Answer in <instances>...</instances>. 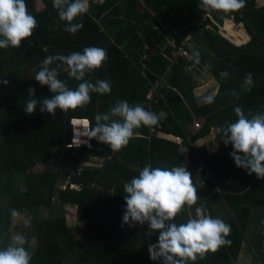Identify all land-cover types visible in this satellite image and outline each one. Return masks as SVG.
<instances>
[{
    "label": "trees",
    "instance_id": "1",
    "mask_svg": "<svg viewBox=\"0 0 264 264\" xmlns=\"http://www.w3.org/2000/svg\"><path fill=\"white\" fill-rule=\"evenodd\" d=\"M87 2V14L75 21L82 23L83 28L72 35L63 30L65 22L59 20L52 0H26L39 26L31 37L22 40L19 48L0 49V81H10L8 85L0 84V247L6 246L5 233L13 225L11 210L16 209L32 230L29 241L33 237L36 240L31 251L29 244L25 246L32 257L30 264H161L159 260H150L147 251L149 244L156 243L157 232L148 238L137 224L121 226L126 208L123 184L138 175L132 166L183 165L185 158L179 153L180 146L160 135L182 139L188 146L191 141L204 139L212 129L215 132L217 126L234 122L237 106L246 114L264 111V6L258 7L257 0H246L242 10L230 14L213 11L215 15L208 19L197 7L200 0ZM227 20L242 24L240 43H234L222 33ZM174 28L181 32L176 36L177 44L183 41L185 31L193 34L186 47L189 57L175 63L164 57L169 54L166 38L172 37ZM89 46L106 49L108 59L86 78L93 83L96 79L110 80V94L93 93L86 107L67 112L57 109L55 116L41 113L39 107L31 115L26 114L24 102L29 88L35 89L38 102L50 98L52 93L37 81L33 87L27 84L20 67H37L36 74L47 56L82 52ZM194 50L200 53L198 64L192 55ZM144 52L149 56L145 69L140 62ZM205 65L210 68L205 70ZM222 71L229 72L227 79L219 76ZM202 73L215 81L212 91H204V96L215 94L212 104H203V95L196 90L195 79ZM247 73L253 75L251 91L241 89ZM58 78L72 89L80 83L63 72ZM156 81L160 83L159 95L151 100L148 95ZM232 91L238 96L231 95ZM119 100H127L130 105L142 104L158 116L161 113L167 116H160L156 126L136 129L127 147L119 153L95 138L91 139L92 150L73 149L71 119L89 120L94 127V117L109 111ZM198 118L205 124L194 136L189 127ZM215 136L218 152L209 158L204 152L191 149L188 163L193 176H207L203 188H208L210 193L219 191L220 199L233 214L228 236L231 243L226 245L227 249L223 246L216 253L209 252L195 264H238V254L245 241L250 243L252 264H264V179L236 167L230 156L232 145H224L216 133ZM91 160L102 165V168L85 169L84 175L92 176V183L82 185L81 189L75 187L80 191L70 186L61 190L60 180H68V171ZM39 165L43 173L33 175L32 170ZM17 182L19 186L23 182L26 190L14 191ZM56 196L62 208L78 207L85 229H69L65 216L40 221L38 209L50 208ZM215 199L216 196L207 199L206 195L203 199L204 204L210 202L213 214ZM189 212L186 208L175 222H186ZM256 213L262 216L260 223ZM79 233L80 239L76 236Z\"/></svg>",
    "mask_w": 264,
    "mask_h": 264
},
{
    "label": "clouds",
    "instance_id": "2",
    "mask_svg": "<svg viewBox=\"0 0 264 264\" xmlns=\"http://www.w3.org/2000/svg\"><path fill=\"white\" fill-rule=\"evenodd\" d=\"M52 6L57 10L59 20L65 22L63 29L65 32L74 35L83 28L82 23L75 21L87 14L89 10L87 0H52ZM197 7L205 12L230 14L246 7V0H200ZM38 26L35 16L28 10L26 0H0V49L19 48L22 40L31 37ZM192 55L198 64L199 51L194 50ZM107 59V50L94 46L85 47L82 52L76 51L68 55L57 53L47 56L34 79L41 86H47L52 95L38 102L35 98V89L29 88L28 99L24 102V112L31 115L39 107L41 113L47 112L55 116L57 109L67 112L70 109L86 107L91 102L93 93L110 94V80L96 79L93 83L86 78L100 69ZM52 65L55 66L51 67ZM204 67L207 70L210 65ZM61 72L66 73L68 78L80 82L78 86L72 89L65 81L59 79ZM229 75L227 71L219 73L221 79H227ZM9 83L8 80L0 81L3 85ZM252 87L253 75L247 73L241 89L251 91ZM231 95L238 96V93L232 91ZM201 102L214 103L215 94L203 96ZM234 113L237 117L234 122L217 126L215 132L214 130L212 132L220 137L224 145H232L233 151L230 156L236 167L247 170L248 175L254 173L257 179H264V111L255 113L249 111L246 114L237 106ZM94 119L95 126L90 128L87 137L95 138L116 152L127 147L136 134V129L142 126L149 128L156 126L160 123L161 117L146 110L142 104L130 105L127 100H119L109 111L97 114ZM203 127L204 125H201V129L197 130L200 131ZM218 147L216 144L217 149ZM86 168L87 166L82 175ZM132 168L138 175L123 184L126 208L121 226L126 224L131 227L137 224L146 231L148 238L152 232L158 233L156 243L149 244L147 248L150 260H159L161 264H195L197 260H203L209 252L216 253L222 250L223 246L226 248V245H230L228 236L231 233V226L221 218H214L206 212L204 200H201L197 191V183L203 187V182L194 181L185 166L145 165L142 168L138 166ZM68 175L70 182L74 176H79L74 175L72 169L68 171ZM69 186L72 190L80 191L75 187L81 189L80 185L73 183ZM65 189L66 187H61V190ZM198 201L201 203L194 208V215H190L186 222L179 224L175 222L179 214L186 208L191 209L197 205ZM11 215L18 217L21 213L12 209ZM29 243L35 245V238L29 241L23 234L12 235L10 242L0 249V264H30L32 257L25 247ZM245 243L250 244L243 242L239 253L242 252ZM248 251L247 249V253ZM238 264H243L240 257Z\"/></svg>",
    "mask_w": 264,
    "mask_h": 264
},
{
    "label": "rangeland",
    "instance_id": "3",
    "mask_svg": "<svg viewBox=\"0 0 264 264\" xmlns=\"http://www.w3.org/2000/svg\"><path fill=\"white\" fill-rule=\"evenodd\" d=\"M39 7H41V4L40 3H39ZM227 23L230 24V27H231V29L229 28L230 30H227ZM242 31H244V30H242ZM222 33L225 34L226 38L230 39L231 41H233L236 44H238V43L241 42V36H240V34L238 32H235L234 31V29L232 28V22L230 20H227L226 25H224V27L222 29ZM236 33H238V34H236ZM249 41L250 40H248V42ZM244 44H246V43H244ZM37 69H38L37 67L36 68H32V69H30L29 67L26 68L24 65H22L20 67V71H22V75H24V74L26 75V76H23V77H25L27 79V84H31V87H33L34 86V83H36V81L34 79V77H35L34 72ZM195 83H197L196 84V90L197 89L199 90L198 91V94H201L202 93V95L204 96V91H206V90L212 91L214 89L215 81L207 73H202V75L200 74L198 76V78L195 79ZM156 84H159V86H160V83L159 82H157V81L154 82L153 83V86H152V90L149 92L150 94L148 95V98H151V96L153 94V88L156 86ZM154 103L155 104L157 103V98L154 101ZM160 116H162L164 118L167 115L165 113H161ZM195 122H197L195 124V127L198 130L201 129V125H204L203 120L201 118L196 119ZM197 125H199L200 128H197ZM212 131H213V129H212ZM209 136H207L206 138L198 141L195 144V147L198 148V149H200L201 153L204 152V154H206L207 157L211 158L218 151L217 148H212L211 145H213V141H215V143L219 146V142H218V140H217V138H216L215 135H214V140L211 139L212 136L211 137H209ZM186 154H184V158H185V162L184 163H185V165L188 164V157H189L188 152ZM184 163H183V166H184ZM32 173H33V175H39L40 173H43V170H42V168L39 165V166H37L36 168H34L32 170ZM192 178H193L194 181L200 180L199 177H193L192 176ZM22 179H23V177L22 178H19V180H22ZM22 183H20V186H19L18 185V182H17L14 185V187H13L14 191L16 189H18V192H20L21 190L22 191H25L26 188H25V186L22 185ZM69 184H70V181L69 180L64 181L63 179H61L59 186L60 187H68ZM197 184H199V183H197ZM60 205H61L60 204V200L56 196L54 198V200L51 201V207L50 208H44V207L39 208L38 209V212H39V219H40V221L50 220V219L55 220L56 218L64 217L65 216V213L62 211ZM219 207H220V205L218 203V210H219ZM70 211H72V208H67L66 215L69 214ZM192 215H194V214H192ZM17 218H24V216H21L20 215ZM74 218L75 219H78V215L75 214V217ZM255 218L258 219V223H260L262 221V216L259 215V213H256L255 214ZM13 219H14V217H13ZM6 233L10 234V231L8 230ZM76 236H78L79 239L81 238L80 233L78 235H76ZM249 248H250V244L248 245L247 243H245V245L242 248V252H240L239 255H238L241 258V262L242 263H246V264H252L253 263V261H251V260H253L252 254L250 255L249 251L247 253V249L249 250ZM242 259L243 260H246V261L243 262ZM64 264H68V263L67 262H64Z\"/></svg>",
    "mask_w": 264,
    "mask_h": 264
},
{
    "label": "crops",
    "instance_id": "4",
    "mask_svg": "<svg viewBox=\"0 0 264 264\" xmlns=\"http://www.w3.org/2000/svg\"><path fill=\"white\" fill-rule=\"evenodd\" d=\"M225 25H226V23H225ZM246 33V32H245ZM246 35H247V33H246ZM142 57V56H141ZM140 61H141V59H140ZM200 105V103L198 104V106ZM200 107V106H199ZM196 120V119H195ZM195 120H194V122L192 123V125L189 127V131L192 133V135H196L199 131H197V129L195 128V124L197 123V122H195ZM203 120V119H202ZM203 123L205 124V121L203 120ZM202 123V124H203ZM186 130H187V133H188V129H187V127H186ZM212 135V140H214V133L212 132L211 133ZM188 136H189V133H188ZM208 136V135H207ZM207 136H205V137H207ZM211 136H209V137H211ZM160 137L162 138V139H164V140H167V141H171V142H173V143H176L177 145H179L180 146V150H179V153H180V155H182L183 157H184V154H186L187 152H188V154H190V150L191 149H194L196 152H198V153H201V151H200V149H198V148H196L195 147V144L198 142V141H196V142H190L189 143V145L188 146H185L184 144H183V140L182 139H178V138H175V137H172V136H164V135H160ZM190 137H192L191 135H190ZM203 139V138H202ZM200 141V140H199ZM214 145V146H213ZM213 145H211V147L212 148H216V143H215V141H213ZM188 150V151H187ZM187 155V154H186ZM94 163H96L95 161H94ZM186 168H187V170L191 173V170H190V166H189V163L188 164H186V165H184ZM193 176V175H192ZM193 177H198V176H193ZM207 176L206 175H204L203 177H199L200 178V181H202L203 182V184L205 183V178H206ZM69 181H70V178H69ZM197 187H198V189H197V191H198V195L200 196V198H201V200H203L204 199V196L206 195V197H207V199H212L214 196H216V199L214 200V209H215V212H214V214L212 213V211H211V205H210V202L208 203V201H207V204H204V206H205V210H206V212L208 213V214H210L212 217H219V218H221L222 220H224L226 223H228L230 226H231V222H232V219L234 218V216H233V214H231L230 212H229V210L227 209V207H226V204L220 199V193H219V191H212L211 193H210V191L208 192V188H203V187H200V185L199 184H197ZM200 201H198V203H197V205H195V206H193L191 209H189L190 210V212H189V216L190 215H192V214H194V208L196 207V206H200ZM218 203H219V205H220V207H219V210H218ZM60 207H61V205H60ZM225 207V208H224ZM67 208H72V211H70L69 212V214H67L66 215V212H67ZM61 209H62V211L65 213V217H66V224H67V227L69 228V229H72V230H78L79 228H80V230H83V229H85L86 228V223L85 222H82V221H80V219H79V216H78V219H75L74 217H75V214L76 215H78V209H77V207H75V206H67L66 208H62L61 207ZM219 214V215H218ZM221 215V216H220ZM188 216V217H189ZM223 216V217H222ZM228 221V222H227ZM9 231H10V234H8V233H5V235H7V237H8V240H7V243H6V245L10 242V238H11V236L12 235H16V234H23V235H25L26 237H28V239H29V237L31 236V234H32V230H31V228L28 226V224H27V222H26V220H25V218H17V217H14V219H13V225L11 224V229H9ZM28 245V244H27ZM32 247H33V245L31 244V243H29V245H28V249H29V251H31L32 250ZM0 249H2V247H0ZM240 260V259H239ZM244 264V263H243Z\"/></svg>",
    "mask_w": 264,
    "mask_h": 264
},
{
    "label": "built area",
    "instance_id": "5",
    "mask_svg": "<svg viewBox=\"0 0 264 264\" xmlns=\"http://www.w3.org/2000/svg\"><path fill=\"white\" fill-rule=\"evenodd\" d=\"M257 4H258V7H263L264 0H257ZM205 14L208 19H211V17L215 15L213 11L205 12ZM241 26L242 24H235L234 22H232V28L234 29L235 32H240ZM171 32H172V37H167L166 43H165V46L167 45L166 49L168 48L167 51L169 52V54L167 53L164 54V57L166 59H169L171 62L175 63L180 58L183 59V58L189 57L186 47L189 45L193 37V34L190 30L185 31L183 41L180 44H177L178 38H176V36H178L181 32L177 28L172 29ZM148 58L149 56L147 52H144V54L141 57V61H140L142 63L143 69H145ZM158 87H159V84H156V86L153 88V94L151 98L149 99L152 100L154 97H157L159 95ZM70 127L72 128V132H73V137L71 140V147L73 149L84 147V148H87L88 150H92L93 147H92L91 139L87 137L88 132L91 128V124L89 120L72 118L70 121ZM197 128H200V126L197 125ZM86 164L87 163H85L84 165L78 166L77 168L72 169L74 175H79V176L82 175L83 170L86 167Z\"/></svg>",
    "mask_w": 264,
    "mask_h": 264
},
{
    "label": "water",
    "instance_id": "6",
    "mask_svg": "<svg viewBox=\"0 0 264 264\" xmlns=\"http://www.w3.org/2000/svg\"><path fill=\"white\" fill-rule=\"evenodd\" d=\"M121 150L120 151H116L115 153H119V152H121ZM94 161L95 162H99L97 160H91V162L86 165L87 168H97V167L102 168V165L98 166V165H96V163H94ZM92 181H93V178L90 175L74 176L72 178L73 184L80 185V186L85 185V184H91Z\"/></svg>",
    "mask_w": 264,
    "mask_h": 264
},
{
    "label": "bare ground",
    "instance_id": "7",
    "mask_svg": "<svg viewBox=\"0 0 264 264\" xmlns=\"http://www.w3.org/2000/svg\"><path fill=\"white\" fill-rule=\"evenodd\" d=\"M239 33V32H238ZM238 33H236V34H238Z\"/></svg>",
    "mask_w": 264,
    "mask_h": 264
}]
</instances>
